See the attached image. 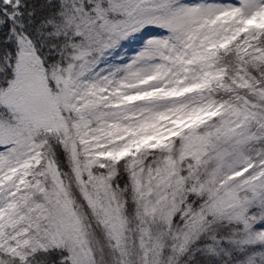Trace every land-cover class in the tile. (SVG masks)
<instances>
[{
	"label": "snow or ice",
	"instance_id": "6c2138e0",
	"mask_svg": "<svg viewBox=\"0 0 264 264\" xmlns=\"http://www.w3.org/2000/svg\"><path fill=\"white\" fill-rule=\"evenodd\" d=\"M0 264H264V0H0Z\"/></svg>",
	"mask_w": 264,
	"mask_h": 264
}]
</instances>
